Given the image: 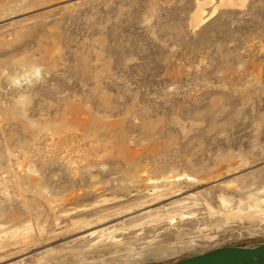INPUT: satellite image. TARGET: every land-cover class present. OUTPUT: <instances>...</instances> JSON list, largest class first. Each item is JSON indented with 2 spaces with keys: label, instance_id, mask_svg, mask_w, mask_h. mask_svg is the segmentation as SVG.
Here are the masks:
<instances>
[{
  "label": "rangeland",
  "instance_id": "374dc122",
  "mask_svg": "<svg viewBox=\"0 0 264 264\" xmlns=\"http://www.w3.org/2000/svg\"><path fill=\"white\" fill-rule=\"evenodd\" d=\"M197 1L0 0V264L264 242V0Z\"/></svg>",
  "mask_w": 264,
  "mask_h": 264
},
{
  "label": "bare ground",
  "instance_id": "6f19581e",
  "mask_svg": "<svg viewBox=\"0 0 264 264\" xmlns=\"http://www.w3.org/2000/svg\"><path fill=\"white\" fill-rule=\"evenodd\" d=\"M213 1L214 0H198L197 1V9H196V12L194 13L193 18H192V27L193 28H196L199 25L201 26V24L204 23V21H205V18H204L205 5H207L209 3H212ZM245 2H247V0H221L220 4L214 8L213 13L215 12V10L219 6L243 7L245 5ZM176 178L178 180L183 179V178H185L187 180L188 179L189 180L194 179L193 176L188 175V174H185V176L179 175ZM155 187H157V186H155ZM263 192H264V190L262 191V193ZM258 194H260V193H258ZM258 194L257 193H249L245 198L239 199L238 202H237L236 207H233V208L232 207L229 208V204L231 203L230 199L226 198L225 196L221 197L222 203H223V205L225 207L224 208L225 209L224 212L222 211V213H221L222 217H224V221L228 222L230 219H233V220L234 219H240V220L241 219L242 220L246 219V220H251V221H264V197L262 198ZM160 195H161V193H160ZM148 206H146V207H144L142 209H145ZM12 232L16 233V232H18V229L12 230ZM94 232H92V233H94ZM92 233H90V234H92ZM94 234H92V235H94ZM108 237H110L111 239L114 240V235L110 234ZM116 242H118V241L115 240V243ZM95 244H98V242L95 243ZM95 244H93L92 246H94ZM45 256H46V254H45Z\"/></svg>",
  "mask_w": 264,
  "mask_h": 264
},
{
  "label": "water",
  "instance_id": "95a60500",
  "mask_svg": "<svg viewBox=\"0 0 264 264\" xmlns=\"http://www.w3.org/2000/svg\"><path fill=\"white\" fill-rule=\"evenodd\" d=\"M157 264H264V242L251 247H217L171 262Z\"/></svg>",
  "mask_w": 264,
  "mask_h": 264
}]
</instances>
